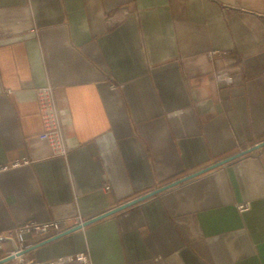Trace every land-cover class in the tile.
Instances as JSON below:
<instances>
[{
  "label": "crops",
  "instance_id": "crops-1",
  "mask_svg": "<svg viewBox=\"0 0 264 264\" xmlns=\"http://www.w3.org/2000/svg\"><path fill=\"white\" fill-rule=\"evenodd\" d=\"M219 71L230 85H215ZM45 85L67 156L40 138ZM263 141L264 0H0V164L35 161L0 176V236L89 220ZM81 252L92 264H264V147L23 260Z\"/></svg>",
  "mask_w": 264,
  "mask_h": 264
},
{
  "label": "built area",
  "instance_id": "built-area-1",
  "mask_svg": "<svg viewBox=\"0 0 264 264\" xmlns=\"http://www.w3.org/2000/svg\"><path fill=\"white\" fill-rule=\"evenodd\" d=\"M218 53V52H215ZM212 54V53H211ZM233 76L227 71H219L215 74L214 83L216 86L230 85L232 83ZM115 88V85L112 86ZM12 91H7V94H12ZM36 99L38 102L40 113L42 114L43 131L40 138L43 142H46L51 150L52 156H67L69 150L65 144V138L62 129L61 116L55 99V91L52 85H45L35 90ZM35 161L33 158L18 159L9 163L0 164V176L15 169L30 166ZM106 191L110 190L108 184L105 185ZM239 211L244 212L251 208L249 202L237 205ZM83 223V218L74 217L72 219H50L45 221H28L18 227L12 232L0 236V249L5 247V243L10 242L16 243L18 248L14 247L7 254L16 253L19 250L27 248L24 245L22 237L25 234L35 235L40 237L42 240L51 238L63 231L78 226ZM21 264H92L88 253L81 252L75 254H67L50 261L39 262L34 259L23 260V256L17 258Z\"/></svg>",
  "mask_w": 264,
  "mask_h": 264
},
{
  "label": "water",
  "instance_id": "water-1",
  "mask_svg": "<svg viewBox=\"0 0 264 264\" xmlns=\"http://www.w3.org/2000/svg\"><path fill=\"white\" fill-rule=\"evenodd\" d=\"M262 147H264V141L260 142V143H257L255 145H253L252 147H249V148L241 151L240 153H238L236 155H233V156L228 157L226 159H222L219 162H216V163H214L212 165H209V166H207L205 168L203 167V169H200L199 171H196L194 173L185 175V176H183V177H181L179 179L173 180L172 182H170V183H168L166 185H163V186H161V187H159L157 189H154V190H152V191H150V192H148V193H146L144 195L136 197V198H134V199H132V200L126 202V203L118 205L117 207H114V208H112V209H110L108 211H105L104 213H101V214H99V215H97V216H95V217H93V218H91L89 220L83 221L82 224H80L78 226H75V227H72V228H70V230L67 229V230L63 231L62 233H59V234H57V235H55V236H53L51 238L45 239V240H43V241H41V242H39V243H37L35 245H32V246H29V247L24 248L22 250H19L16 253L9 254V255H7V256H5V257L0 259V264H6V263H9L11 261H14L17 258L25 256L26 254H28L32 250H35V249H37V248H39L41 246L47 245V244H49V243H51L53 241L61 239V238L65 237V236H67V235H70V234L74 233V232L82 230L85 227H87V226H89V225H91V224H93L95 222L100 221L101 219H104V218H107V217H109L111 215L119 213L122 210L127 209L128 207L134 206V205H136V204H138L140 202H143V201H145V200H147L149 198H152V197H154V196H156L158 194H161V193H163V192H165V191H167L169 189H172V188L174 189V187H176V186H178V185H180L182 183L190 181V180H192L194 178H197V177H199V176H201L203 174H206V173H208V172H210V171H212L214 169H217V168H219L221 166H224L225 164H227V163H229V162H231V161H233V160H235V159H237V158H239V157H241L243 155H246V154H248L250 152L258 150V149H260ZM13 246H14L15 249L18 248V245L15 242L13 243Z\"/></svg>",
  "mask_w": 264,
  "mask_h": 264
},
{
  "label": "rangeland",
  "instance_id": "rangeland-1",
  "mask_svg": "<svg viewBox=\"0 0 264 264\" xmlns=\"http://www.w3.org/2000/svg\"><path fill=\"white\" fill-rule=\"evenodd\" d=\"M228 72V71H227Z\"/></svg>",
  "mask_w": 264,
  "mask_h": 264
}]
</instances>
